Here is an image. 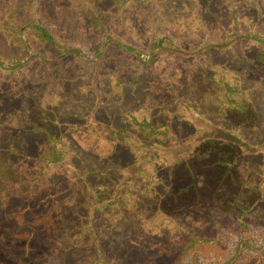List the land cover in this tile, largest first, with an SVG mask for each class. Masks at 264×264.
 Segmentation results:
<instances>
[{"label":"rangeland","instance_id":"374dc122","mask_svg":"<svg viewBox=\"0 0 264 264\" xmlns=\"http://www.w3.org/2000/svg\"><path fill=\"white\" fill-rule=\"evenodd\" d=\"M36 21L55 44L40 40L30 27ZM0 59L7 66L0 67V264H172L186 235L174 220L147 215L156 205L133 209V195L127 215L92 212L94 195L83 183L99 179L86 172L157 187L170 182L163 166L205 139L254 148L264 138V0H0ZM213 80L246 95L250 127L234 133L230 116L203 117L188 105L206 90L214 106ZM143 118L175 119L178 141L157 152L165 163L140 164L135 150L110 143L109 125L135 140L132 119ZM45 129L71 145L69 153L62 144L64 164L36 157L48 143ZM92 133L98 138L86 137ZM180 211L193 218L192 207ZM202 226L193 220L189 230ZM222 232L231 249L244 237ZM252 239L264 247V223Z\"/></svg>","mask_w":264,"mask_h":264},{"label":"trees","instance_id":"16d2710c","mask_svg":"<svg viewBox=\"0 0 264 264\" xmlns=\"http://www.w3.org/2000/svg\"><path fill=\"white\" fill-rule=\"evenodd\" d=\"M30 27L37 32L40 40L55 44L54 38L37 21L31 23ZM24 29L22 26L20 30ZM156 44H159V40ZM19 60L22 58L14 60L15 68L21 66ZM0 67L7 68L1 59ZM211 87L213 92L211 91L210 94L214 97L212 101L214 106H210L206 90L195 97L194 101L197 100V104L188 105H191V108L196 107L203 117H213L216 114L218 118L225 120L230 116L234 121L230 126L234 133L242 124L246 127L253 124L255 118L248 98L235 84L213 80ZM132 120L138 137L134 134L135 140H128L125 129H116L109 125L111 145L115 148L123 146L124 149L135 150L140 156V164L156 162L159 158L164 160L165 156L159 157L157 152H163L161 148L165 149V145L178 141L174 140L172 127L175 119L167 120L162 125L147 118ZM43 131L47 133L48 143L43 144L44 150L41 151V156L36 157L45 165L52 167L57 163L64 164L66 159L61 150L62 144H67L69 153L72 150L69 147L71 145L65 140L55 138H62L63 134H53L46 129ZM77 131L78 128L68 130L73 133ZM86 137L95 139L98 135L92 133L86 134ZM156 137L165 144L149 145L148 142ZM258 139L260 140L253 144L254 148L246 146L244 140H236L232 143L205 139L188 156L177 159L167 167L163 166V180L168 176L170 182L169 184L164 181L159 182L157 187L150 181H142L138 184L132 177L115 181L104 171L98 173L88 170L87 176L96 175L99 179L96 184L83 183L94 195L92 200L95 205L92 212L98 208L114 207L127 215L124 210L127 206V197L133 195V209L139 210V207L156 205L157 210H151L146 214L153 220L156 218H162L164 222L174 220L175 227L185 232L183 244L175 253L172 264L181 263L184 259L188 260V264H264V247L255 246L252 239V231L264 223V138ZM241 141L245 146L240 144ZM48 154L50 157H43ZM161 162L165 163L166 159ZM108 195L110 196L107 198ZM104 199L108 202L104 203ZM179 202H184V206L177 208ZM189 207H192L194 212L191 220H188L187 215L182 214L181 211L178 213L180 209L188 210ZM193 220H197L201 225L204 224V227L195 232L189 230ZM223 228L229 229L235 236L244 235V237L240 238L231 249L223 238ZM85 264L106 263L103 260H92Z\"/></svg>","mask_w":264,"mask_h":264}]
</instances>
